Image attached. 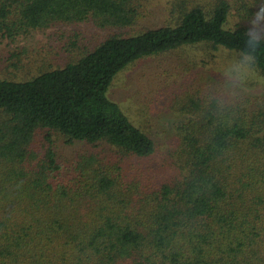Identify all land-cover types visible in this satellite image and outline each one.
Masks as SVG:
<instances>
[{"label":"trees","instance_id":"1","mask_svg":"<svg viewBox=\"0 0 264 264\" xmlns=\"http://www.w3.org/2000/svg\"><path fill=\"white\" fill-rule=\"evenodd\" d=\"M148 2L0 0V36L81 21L132 26ZM172 3L169 21L111 33L31 76L0 74V264H264V93L240 90L226 112L188 95L172 160L158 163L147 161L153 136L108 95L147 56L189 50L206 66L220 52L238 55L264 8V0ZM261 82L264 46L245 85ZM57 138L105 152L60 156ZM124 155L137 160L131 172L118 162Z\"/></svg>","mask_w":264,"mask_h":264},{"label":"rangeland","instance_id":"2","mask_svg":"<svg viewBox=\"0 0 264 264\" xmlns=\"http://www.w3.org/2000/svg\"><path fill=\"white\" fill-rule=\"evenodd\" d=\"M172 2L149 0L144 15L132 26L100 27L92 21H81L32 30L14 40L0 36V74L14 78L31 76L78 57L111 33H131L169 21ZM192 54L189 50H178L139 59L121 71L107 91L130 119L155 139L157 152L147 160L149 163H158V159L164 158L172 160V150H169L174 143V124L185 102H189L188 95L197 93L203 97L207 90L219 86L222 64L237 56L233 52H220L219 63L202 66ZM241 91L264 93V82L255 86L244 84ZM54 149L60 156L69 158L98 150L105 152V146L94 147L78 141L66 143L60 138L55 139ZM130 160L125 155L119 158L123 170L132 171ZM142 165L134 168L137 171Z\"/></svg>","mask_w":264,"mask_h":264},{"label":"clouds","instance_id":"3","mask_svg":"<svg viewBox=\"0 0 264 264\" xmlns=\"http://www.w3.org/2000/svg\"><path fill=\"white\" fill-rule=\"evenodd\" d=\"M250 24L245 32L243 50L220 70L219 86L205 93V104L213 111L226 112L234 104L253 70L258 49L264 46V8L256 9Z\"/></svg>","mask_w":264,"mask_h":264}]
</instances>
